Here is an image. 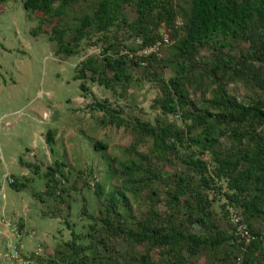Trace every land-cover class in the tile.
Wrapping results in <instances>:
<instances>
[{"label": "rangeland", "instance_id": "1", "mask_svg": "<svg viewBox=\"0 0 264 264\" xmlns=\"http://www.w3.org/2000/svg\"><path fill=\"white\" fill-rule=\"evenodd\" d=\"M96 1L73 0L59 22L57 17L24 10L21 0L0 2V264H173L180 258L179 264H232L228 205L259 233L264 247V215L242 206L252 201L254 187L238 194L234 203L227 197L235 194L228 179H211L214 157H236L245 139L237 141L219 123L215 131L224 133L203 150L202 143H189L190 137H200L202 125L194 117H183L188 105L178 104L175 112L164 115L153 104L182 58L188 0H170L175 15L159 24L171 34L177 32L175 42L146 66L126 62L120 80H113L105 60L113 58L119 45L133 47L136 36L127 25L137 19L135 0L118 1L113 9L116 20L106 32L87 27L75 43L71 35ZM155 18L148 12L142 19L150 35L160 30H152ZM53 27L62 31L69 54L57 52L56 41L49 40ZM227 42L225 47L212 42L196 49L184 60L185 72L179 78L185 100L209 120L217 114L209 103L218 96V87L240 104L264 107L257 84L264 82V58L245 39ZM216 58L232 59L229 68L239 61L242 75L234 77L227 70L213 77L210 63ZM88 60L93 61L95 74L88 69ZM82 63L87 64L83 76ZM94 102L119 111L127 125L103 123L102 112L90 108ZM157 118L180 130L173 150L159 155L152 139L133 128L136 120L155 126ZM97 141L105 148L93 149ZM188 157L205 163L202 176L207 185L183 162ZM54 162L60 163L57 169ZM48 167L53 169L51 175ZM10 175L26 187L9 188ZM176 185L185 190L177 205L169 207L166 201ZM254 205L264 209V194ZM102 217L132 230L145 221L154 229L169 222L204 244L193 255L179 247L176 253L160 251L149 242L135 243L108 232ZM254 264H264V255L258 254Z\"/></svg>", "mask_w": 264, "mask_h": 264}, {"label": "trees", "instance_id": "2", "mask_svg": "<svg viewBox=\"0 0 264 264\" xmlns=\"http://www.w3.org/2000/svg\"><path fill=\"white\" fill-rule=\"evenodd\" d=\"M3 1L5 0H0V2ZM72 1L73 0H21V5L24 10L38 11L48 17H57V21L59 22L64 8L71 4ZM118 1L129 2L131 0H97L95 3L96 6L91 13L83 14L79 24L73 31V35H71V39L75 41V43L80 41L87 27H91L96 32H106L109 26L116 20V17L113 15V9L117 7ZM135 6L137 19L127 26L136 36L133 39H140L141 44L151 42L158 34L157 32L150 35V30L142 22L143 17L148 12L154 13L156 17V22L152 30L163 27V25L161 26L159 24L163 21H169L175 15L170 0H135ZM186 19L187 25L185 35L180 41L181 48L179 51L182 58L180 59L178 69L172 79L168 80L166 83H162L160 87L161 96L154 99L153 104L157 105L160 112L164 115L175 112L178 104L188 105L189 110L185 112L183 117L185 119L194 117L198 119L196 123L202 125L200 137H190L189 143L193 146L202 143L203 150L205 147L207 148V146L216 142L219 135L224 133L223 131H215V126L219 123L224 124L225 130L235 135L237 141L244 138L245 144L242 146L240 154L236 157H214L216 165L214 167V175L211 179L213 177L216 179H228L229 188L233 189L235 194L234 196L227 195V197L234 203L237 202L238 194H241L245 189L253 186V190L257 191V193H255L250 203H242V206L245 209L253 210L255 214L259 213L264 215V209L259 210L254 205V200H261V195L264 194V107H260L257 104H240L236 102L234 97L226 94L218 87V96L209 103L211 108L217 110V114L214 116L213 120H209V116L204 115L205 113H197L192 103L185 100L187 94L181 90V84L179 82V78L185 72L183 66L184 60L195 54L196 49L202 48L212 42H217L220 47H225L229 45L227 42L228 39L234 41L245 39L251 42L253 49L260 54V57L264 58V0H188V13L186 14ZM135 23L139 24L138 28L133 27ZM52 29L54 36H50L49 40L56 41V51L69 54L71 52L70 49L61 41L62 31L55 27ZM175 34L170 33L173 43L176 40ZM126 48H128L127 50L129 51L132 49L129 47ZM159 56H149L145 58L134 57L130 60L126 59L124 56L107 58L105 60V67L112 71L113 80H120L121 72L126 62L141 65L140 62L143 60L145 64L141 66H146L150 61ZM216 59V61L210 63V73L213 77H217L218 73L221 71V74H225L227 70H229V73L234 77L242 75V72L238 69L240 64L239 61H236L233 68H229L228 64L232 59H227L226 61L219 60L220 58ZM218 60L219 62H217ZM92 62L91 60L87 61L89 64L88 69L95 74L97 69L91 65ZM86 65V63L81 64L80 71L82 76ZM256 80H258V78ZM257 84L264 94V82L260 81V83ZM79 88L80 90H85L83 84H79ZM90 108L91 110L102 112L103 117L101 121L103 123L115 127L127 125V122L118 115L117 112L119 111L115 112L100 102H94ZM156 123L155 126H152L148 123L136 120L133 128H135L138 133L152 139L153 149L157 151L158 155L164 151H172L176 139L179 137L178 134L180 130H175L169 125H164L161 118H157ZM255 127L259 129L256 130ZM48 138L49 137H46V140H50ZM169 139H172V141L169 142ZM92 147L93 149H104L105 145L97 141ZM19 162H21L20 159ZM183 162L200 174L202 183L207 185L204 179L205 177L202 176L207 170L205 163L198 159H192V157L184 159ZM59 166L60 163L54 162V168L57 169ZM236 168H238L237 172H235ZM46 171L51 175L53 169L48 167ZM10 176L11 179L8 181L9 188L14 191H19L26 187L25 183L17 182L15 179L16 177L13 175ZM184 190L185 189L179 185L173 188V191L170 193L169 201H166L168 205L170 203L169 207L177 205V200L183 195ZM229 209L233 212L235 211L239 215L251 234V239L246 243L247 245L244 251H240V246L244 244V242L237 240L232 235L231 225L228 221ZM226 215L228 233L234 245L235 252L232 258V264H254V259L258 254L260 256L264 255V247L261 246L259 233L252 229L234 206H226ZM100 221L104 229L108 232L123 235L133 240L135 243L149 242L160 251L166 250L171 253H176L179 247L190 253V255H193L196 248L204 244L203 239L190 233L178 231L169 222L161 224L158 228L154 229L151 228L148 221H145L140 225L138 230H132L112 224L111 220L107 217H102ZM70 235L73 237L74 233L70 231ZM65 244L70 246V243ZM181 260V258L175 260L173 264H179Z\"/></svg>", "mask_w": 264, "mask_h": 264}, {"label": "built area", "instance_id": "3", "mask_svg": "<svg viewBox=\"0 0 264 264\" xmlns=\"http://www.w3.org/2000/svg\"><path fill=\"white\" fill-rule=\"evenodd\" d=\"M173 39L170 36V32L161 27L157 36L147 44H141V40L138 38L133 39V47L131 51L127 50L128 48L122 47L119 45L115 48L113 58L118 56H124L126 59L130 60L134 57H149V56H159L163 48L171 45ZM141 65H144L145 62L142 60ZM228 221L230 223L232 235L240 241H243L244 244L240 246V251L245 250V246L248 241L251 239V234L248 231V228L245 223L242 222L239 215L231 209H229ZM238 260V259H237Z\"/></svg>", "mask_w": 264, "mask_h": 264}]
</instances>
